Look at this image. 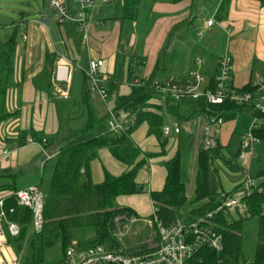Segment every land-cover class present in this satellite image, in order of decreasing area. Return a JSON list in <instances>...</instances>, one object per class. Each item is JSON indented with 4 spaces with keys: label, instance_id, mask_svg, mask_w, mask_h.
Wrapping results in <instances>:
<instances>
[{
    "label": "trees",
    "instance_id": "16d2710c",
    "mask_svg": "<svg viewBox=\"0 0 264 264\" xmlns=\"http://www.w3.org/2000/svg\"><path fill=\"white\" fill-rule=\"evenodd\" d=\"M184 1L187 0H171V3L179 4ZM226 5V1L221 5L217 19L226 17ZM142 7L143 0H112L109 5L101 8L98 19L104 23L117 24L120 46L126 45L141 18ZM61 27L66 39H71L77 52L83 55V34L77 30L76 25L66 24ZM17 37L18 30L6 42H2L0 36V123L10 116L3 113L2 100L7 78L12 73L11 60ZM125 58L126 54L119 51L115 71L106 85L110 95L116 94L125 81H132ZM135 58L140 59L138 56ZM55 63L56 57L48 54L43 73L47 80L55 75ZM217 74L218 63L215 70L208 74V89L212 91L215 89ZM156 78L161 77L155 74L147 76L144 78L146 81L144 87H133L129 95L116 98L115 111L137 119L129 130L121 134L110 131L108 113L102 117L96 114L87 76H83L79 93L74 96L76 100L71 104L55 100L62 123L63 116L67 114L71 115L74 121L80 122V125L73 128L69 121L65 128L64 123L62 124L64 126L62 146L52 161L50 177L48 181L43 180L38 185L45 194L41 230L36 231L33 228L32 210L19 206L13 197L7 199L5 203L8 218L20 227V235L11 242L20 264H47L46 252L57 245L61 246L66 255L68 249L74 245L76 229H84L94 234L92 246L99 245L110 251L122 250L125 254L133 256L148 252L149 245L132 248L122 245L121 227L124 223H131L137 215L130 208L119 207L117 200L120 197H131L145 192L144 186L138 184L136 180L140 170L153 155L143 154L132 139V135L140 126L143 124L148 126V135L156 137L160 143V156L166 154L168 138L164 137L162 127L166 124L167 117L161 114L162 108L155 102L157 93L151 87V82ZM255 91L256 88L251 85L241 90L243 93L251 94H255ZM244 113L264 120V114L255 112L253 104L237 105L229 100L221 106H209L204 99H185L166 110L167 116L181 126L192 123L199 115L206 118L221 116L227 123ZM254 134L264 146V123ZM177 138V152L174 158L165 164L167 171L165 186L161 192L150 194L154 206V213L150 219L152 221L157 219V222L165 227L176 221L190 224L205 218L225 200L221 197L222 193L212 192L210 182L214 161L223 158L219 144L212 150L200 147L194 162V134L182 129ZM38 143L42 144L43 140H38ZM51 145L47 140L44 148L47 149ZM102 150L108 151L116 161L122 163L126 167V172L115 176L105 169L103 182L97 184L93 181L92 164ZM190 159L193 160L191 182L188 180V171L185 167V163ZM252 176L258 181L259 188H264V167ZM17 179L16 175H0V194L18 191ZM240 187L241 185L234 188L232 193L225 195L232 197ZM242 201L246 211L237 219L227 212H222L213 219L217 231L223 236V249L216 252L207 247L202 248L189 264H264V190L262 192L253 190L245 195ZM249 220H257L259 225L256 251L251 261L245 260L243 251V227ZM156 236L158 237L157 234Z\"/></svg>",
    "mask_w": 264,
    "mask_h": 264
},
{
    "label": "crops",
    "instance_id": "0c3cea01",
    "mask_svg": "<svg viewBox=\"0 0 264 264\" xmlns=\"http://www.w3.org/2000/svg\"><path fill=\"white\" fill-rule=\"evenodd\" d=\"M225 1L227 2L226 17L221 20L217 19L218 11ZM99 13L94 16L93 24L92 21L90 23L89 40H92L90 35L94 28L107 25V23L99 21ZM214 16L216 25L212 28H207L205 23L204 31L207 32V35L204 32L198 39V43L194 42L191 46L193 48L197 45L203 51V56L194 61V65L198 71H194L191 66L192 64L187 62V65H189L187 68L186 66L182 67L173 75L178 79H186L191 73L200 72L209 82L208 74H211L215 70L221 57L228 55L233 61L232 85L234 88L242 89L250 85L256 75L264 78V0H219V4L216 6L212 17ZM21 19L23 21L21 20L20 24L12 25L14 30L12 35L16 30L21 28L22 36L20 37V41L17 39L11 60L12 73L7 78L2 100V111L4 114L10 116L0 123V175H16L18 176L17 182L22 179L23 188L18 190L38 186V178H42V181H48L52 162L44 164L43 146L38 143V140L50 141L52 145L46 151L52 155L58 153L62 145L61 139L64 126H62L63 123L55 100L56 102H62L69 96H77L79 93V87L77 90L75 88L78 86L76 75L72 76L69 86L57 83L55 75H52L49 80L43 76L46 69V57L48 54L56 57L55 72L60 57L64 56L69 62H80L85 56V48L83 55L79 54L74 47L73 41L66 39L62 27L58 25L53 16L45 19V12H43L35 19L29 18L25 14ZM97 23L102 25L99 26ZM116 28V40H119L118 25ZM12 35L5 41L2 39L1 41H8ZM24 36L27 37L26 40H24ZM112 50L113 48L106 53H102L98 49L91 47L89 51L91 58H101L106 61L107 72L110 75H113L116 65V56L112 53ZM124 53H127L126 45ZM126 56L128 57L129 55ZM138 57L144 62V70L140 77L145 78L149 76L146 69L147 61L142 55H138ZM197 60L202 62L201 67L196 64ZM131 90L130 82L125 81L120 86L119 91L111 95L110 101H108L110 103L103 102L96 93H93L91 97L94 108L96 107L95 110L101 105L107 111L109 104L115 105V100L118 96L129 95ZM247 115L253 120L254 116L252 114ZM194 125V123H190L182 127L185 132L194 134L191 131ZM222 127L218 134L217 146L219 144L223 158L215 160L214 163L224 159L228 166L232 167L236 165L241 169L238 154L243 135L240 137L236 158L234 160L226 159L224 150L231 140L226 138L228 136L226 133L223 134ZM173 135L174 137L168 140L164 156H160L161 147L157 138L148 135V126L146 124L140 126L132 135V139L142 150L143 154L153 155V157L140 170L136 180L138 184L144 186L145 192L141 195L120 197L117 200V204L121 208L132 209L137 215L129 228L143 223L147 228L151 229L152 234L143 242L133 245L122 243L127 248L157 243L156 228L150 219L154 213L150 194L161 192L165 186L167 177L165 164L174 158L178 146L177 135ZM2 146H6L11 151L9 156L1 157ZM263 156L264 146L259 143L255 147L253 171L254 167L256 169L259 168V162ZM261 162L263 163V161ZM105 169L115 176L126 172V167L122 163L116 161L108 151L102 150L99 153L98 159L92 164V177L95 183L99 184L103 182ZM214 171L217 172L216 169ZM236 176L239 177V172L236 173ZM236 187L238 186L236 185L229 190H225L221 182L222 189L219 193H230ZM232 217L234 219L238 218L234 214H232ZM124 230L120 233V238L126 237L127 231Z\"/></svg>",
    "mask_w": 264,
    "mask_h": 264
},
{
    "label": "built area",
    "instance_id": "2783aa9c",
    "mask_svg": "<svg viewBox=\"0 0 264 264\" xmlns=\"http://www.w3.org/2000/svg\"><path fill=\"white\" fill-rule=\"evenodd\" d=\"M111 1L49 0V11L45 12V19L53 16L59 26L76 25L83 37L89 40V28L92 19L101 8L109 5ZM97 25L101 26L102 24L97 23ZM215 25V16L206 22L207 28H212ZM26 39L27 37L24 36V40ZM65 62H68V59L64 56L60 57L55 71V80L57 83L67 86L70 82V69L64 64ZM196 64L199 67L202 66L200 60H197ZM126 65L132 78L130 87H144L146 81L140 77L143 73L144 62L137 58H130ZM86 76L92 93H96L103 102L108 103L111 95L106 85L113 75L107 72L106 61L101 58H90ZM232 81L233 61L228 55L221 57L218 61V74L213 91L208 89V81L200 72L191 73L184 80H179L174 75L154 79L151 82V87L157 93L155 102L162 108L161 114L170 120V124L166 123L162 127L164 137L169 138L172 134L178 135L183 129L177 121L167 116L166 110L185 99H204L209 106H221L226 100L237 105L253 104L255 112L264 114V78L256 75L250 83L256 88L255 94L241 92L242 89L233 87ZM107 113L110 116L109 129L114 134H121L129 130L137 121L134 116L129 117L126 114L117 113L115 105L109 104ZM192 123L196 126L194 133L195 162L196 152L200 147L206 150L217 147L218 134L225 122L221 116L206 118L199 115ZM263 123L264 120L254 116L249 132L241 141L238 159L243 169V180L240 190L232 197L222 194L221 197L225 200L214 212L190 224L176 221L168 227L154 219L153 224L157 227L159 241L149 245L148 252L145 254L133 256L125 254L122 250L110 251L99 245L83 248L74 244L66 252L65 264H189L202 248L207 247L220 252L223 249V236L216 229L213 222L214 217L222 212L235 213L237 217L245 214L246 208L242 198L253 190L258 192L264 190L263 187L259 188L258 181L252 176L255 147L259 144L254 132ZM46 144L47 140H43L41 145L45 156L44 164L52 162L58 155V153L53 155L48 153L44 148ZM10 154L11 151L6 146H2L1 157H7ZM44 196V192L39 186L0 194V264H19V259L11 242L20 235V227L8 218L5 210L7 199L13 197L19 206L32 210L33 228L40 231L43 225Z\"/></svg>",
    "mask_w": 264,
    "mask_h": 264
},
{
    "label": "rangeland",
    "instance_id": "374dc122",
    "mask_svg": "<svg viewBox=\"0 0 264 264\" xmlns=\"http://www.w3.org/2000/svg\"><path fill=\"white\" fill-rule=\"evenodd\" d=\"M218 4L219 0H187L179 4H173L171 0H143L141 18L133 36L126 44V55L129 56H126L125 64H127L128 59L135 58V55H142L147 61L146 69L149 76L155 74L163 78L173 75L178 69L185 66L187 68L189 66L187 62L192 64L191 66L194 71H198L197 67L194 65V61L203 56V51L199 46L197 47V45L193 48H191V46L194 42L198 43V39L205 32L206 21L213 16ZM47 11H49L48 0H0L1 39L5 41L12 35L14 31L12 25L20 24L24 14L29 18L35 19L43 12ZM116 26L117 24L107 23L106 26L94 28L90 35L92 40H86L85 37H83L82 44L85 48L83 60H80V62L68 61L64 63L70 69V82L72 76L76 75L78 81V86L75 87L76 90L80 86L83 76H86L87 63L91 58L89 54L91 47L98 49L102 53H106L113 48L112 53L115 54L117 59L120 50V42L116 40ZM21 33L22 29L20 28L18 30V41H20V37L22 36ZM205 33L207 35V32ZM179 80H184V78H179ZM70 82L67 86H69ZM74 100H76L74 96H69L63 102L71 104ZM104 109L105 107L101 105L96 109L98 117H102L107 113ZM63 121L65 128H67L69 121L70 126L73 128H78L80 125V122L74 121L72 116L67 114L63 116ZM252 122V118L244 113L239 115L237 119L227 122L225 126L222 127L223 134L226 133V135H228L226 138L231 140L230 144L224 150L226 159L234 160L236 158L240 137L241 135L244 137L249 132V127ZM166 123L170 124V120L167 118ZM195 130L196 126L194 125L191 128L192 133H195ZM173 137L174 135L172 134L168 140H171ZM257 155L259 156V154ZM261 161H263V163ZM261 161L259 162V166L257 165L259 168L261 165L264 167V156ZM225 162L224 159L215 162L211 169L210 182L211 190L214 193H219L221 191V182L225 190H229L236 185L239 186L242 183V168L240 169L236 165L230 167ZM185 167L188 171V180L191 182L190 178L193 172V160L190 159L189 162L185 163ZM254 168L256 169V167ZM214 169H216L217 172H215ZM255 169L254 171L252 170V174L258 170ZM237 172H239V177L236 176ZM41 181L42 178H38V182L36 180L38 185ZM16 187L17 189L23 188L22 179H20V181L18 180ZM230 193H232V191ZM232 214L236 215L235 213H231V216ZM130 225L131 223H124L121 227L123 230L125 229L124 231H127L126 237L120 238L123 244L133 245L146 241L152 234L151 229L147 228L143 223L133 225L129 228ZM258 229L259 225L257 220H249L244 224L243 251L244 258L247 261H251L255 255ZM94 239V234L84 229H76L74 232V244L80 247L88 248L92 246ZM45 262L47 264H65V254L60 245L46 252Z\"/></svg>",
    "mask_w": 264,
    "mask_h": 264
},
{
    "label": "water",
    "instance_id": "95a60500",
    "mask_svg": "<svg viewBox=\"0 0 264 264\" xmlns=\"http://www.w3.org/2000/svg\"><path fill=\"white\" fill-rule=\"evenodd\" d=\"M120 53L121 54H123L124 53V51H125V45L124 44H122L121 46H120Z\"/></svg>",
    "mask_w": 264,
    "mask_h": 264
}]
</instances>
